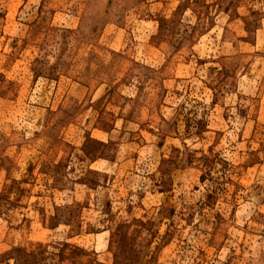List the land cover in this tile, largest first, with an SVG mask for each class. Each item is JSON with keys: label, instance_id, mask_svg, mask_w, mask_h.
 <instances>
[{"label": "rangeland", "instance_id": "obj_1", "mask_svg": "<svg viewBox=\"0 0 264 264\" xmlns=\"http://www.w3.org/2000/svg\"><path fill=\"white\" fill-rule=\"evenodd\" d=\"M0 264H264V0H0Z\"/></svg>", "mask_w": 264, "mask_h": 264}]
</instances>
